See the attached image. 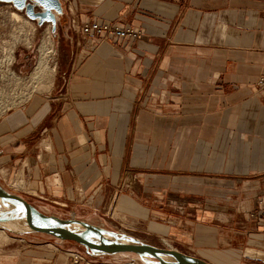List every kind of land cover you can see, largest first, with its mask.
Returning <instances> with one entry per match:
<instances>
[{"label":"crops","instance_id":"0c3cea01","mask_svg":"<svg viewBox=\"0 0 264 264\" xmlns=\"http://www.w3.org/2000/svg\"><path fill=\"white\" fill-rule=\"evenodd\" d=\"M60 1L52 88L0 106V169L23 167L36 194L12 191L32 205L25 194L60 210L116 204L154 226L202 228L203 248L264 264V0ZM86 22L135 37L84 36ZM150 173L246 182L252 201L219 215L125 185Z\"/></svg>","mask_w":264,"mask_h":264},{"label":"rangeland","instance_id":"374dc122","mask_svg":"<svg viewBox=\"0 0 264 264\" xmlns=\"http://www.w3.org/2000/svg\"><path fill=\"white\" fill-rule=\"evenodd\" d=\"M14 13L17 14V18L13 17ZM42 40L51 41L54 50L50 62L55 63V73L50 86L32 80V72L41 55ZM58 56V48L49 23L38 25L27 18L23 12L15 10L11 4L0 2V106L6 104L4 108H9L7 102L12 98L25 100L49 92L55 80ZM180 178L195 179L200 182L198 184L190 181L180 183L178 181ZM125 181V185L142 194L144 191L147 194L151 191L167 190L170 198H173L172 200L178 206L189 203V205H196L198 209L205 208L219 215L228 216L234 210H246L249 205L248 201H252L248 198L251 184L246 182L242 184L240 181L236 182L223 177L150 173L140 181L130 176ZM0 185L9 190L36 194L34 184L26 177L23 167L9 171L1 168ZM25 196L33 202L35 208L45 215H53L62 219H78L77 216L80 218L78 220L107 230L128 234L152 246L178 250L198 258L202 256L204 258V255L219 256L218 259L213 257L203 259L211 264H242L236 257L227 258L214 249L203 248L202 228L192 227L190 229L192 231H189L188 225L170 229L154 226L152 219L142 220L141 216L118 209L116 204L111 205L109 210L104 209L99 212L85 210L71 212L70 208L60 210V206L50 201L31 195L25 194ZM1 225L13 229V226L8 223ZM2 226H0L3 230V232L0 231V264L36 263L32 262L30 257H47L46 260H42V264H74L69 258L70 253L85 254L84 249L73 242L58 241L44 234H17L5 230ZM79 264L142 263L135 255L121 254L96 258L86 255V261Z\"/></svg>","mask_w":264,"mask_h":264},{"label":"water","instance_id":"95a60500","mask_svg":"<svg viewBox=\"0 0 264 264\" xmlns=\"http://www.w3.org/2000/svg\"><path fill=\"white\" fill-rule=\"evenodd\" d=\"M8 3L38 25L49 23L63 13L60 0H0ZM2 223L13 225L10 229ZM0 226L17 234H44L58 241H70L84 249L89 257L135 255L142 264H210L178 250L164 249L140 241L128 234L107 230L78 219L45 215L22 195L0 185Z\"/></svg>","mask_w":264,"mask_h":264},{"label":"built area","instance_id":"2783aa9c","mask_svg":"<svg viewBox=\"0 0 264 264\" xmlns=\"http://www.w3.org/2000/svg\"><path fill=\"white\" fill-rule=\"evenodd\" d=\"M71 24L73 28H75V22L72 20ZM78 31L83 34L84 36H92L96 35L98 37H113V38H121V37H135V34L132 32L131 29L127 27H120L116 25L100 23V22H86L82 23L78 26ZM257 87L260 89H264V78L258 79L256 83ZM262 207L260 209V217L264 218V200L261 202ZM250 217L254 216V213L249 214ZM70 260L74 264H79L86 261V255L82 253H70L69 254Z\"/></svg>","mask_w":264,"mask_h":264},{"label":"bare ground","instance_id":"6f19581e","mask_svg":"<svg viewBox=\"0 0 264 264\" xmlns=\"http://www.w3.org/2000/svg\"><path fill=\"white\" fill-rule=\"evenodd\" d=\"M13 17L17 18L18 16L17 14L14 13ZM47 35L49 36L48 32H47ZM40 50H41V55L32 72V80H35L44 85L50 86L52 83L54 73H55V63L54 62L51 63L52 61L50 62V59L53 58L52 56L54 53V50L52 49L51 41L42 40L40 44ZM0 231L3 232V230L1 229Z\"/></svg>","mask_w":264,"mask_h":264}]
</instances>
